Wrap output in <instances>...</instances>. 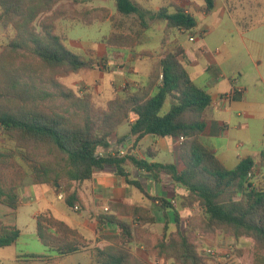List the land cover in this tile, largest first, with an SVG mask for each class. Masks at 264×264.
Here are the masks:
<instances>
[{
    "label": "trees",
    "instance_id": "trees-1",
    "mask_svg": "<svg viewBox=\"0 0 264 264\" xmlns=\"http://www.w3.org/2000/svg\"><path fill=\"white\" fill-rule=\"evenodd\" d=\"M87 1L0 0V24L14 31L0 52V203L17 210L19 190L31 181L62 193L67 205L75 208L81 205L80 185L109 166L128 184L143 190L139 182L129 178L126 166L132 163L156 182L170 176L186 190L179 206L186 210L197 207L200 213L183 227L180 210L175 209L176 230L171 232L167 224L163 234L156 235L145 229L155 223L147 209L113 203L111 212L100 215L98 221L101 226L116 224L120 234L107 237L111 245L92 250L93 264H151L132 252V243L164 262L219 264L196 243L200 236L219 234L250 239L255 247L253 264H264V187L249 177L258 170L257 160L259 176L264 174V150L257 158L245 157L229 169L202 142L201 134L208 126L205 112L212 98L192 80L180 59V47L164 50L146 85L130 87L105 105L63 82L73 74L101 66L92 51L85 57L68 47L61 32L63 21L92 26L111 20L114 28L104 42L111 51H125L141 44L149 21L188 32L196 28L197 18L177 3L151 11L136 0H115L116 14L122 17L117 21L109 8H91L85 5ZM203 1L202 11L211 13L216 0ZM129 18H135L141 27L136 34L122 31L123 19ZM167 40H163L164 47ZM133 117L131 152L147 135L180 138L184 170L179 171L175 164L150 163L132 153H100L109 149L119 126ZM156 200L165 208L171 206L168 200ZM121 216L133 218L135 225ZM36 222L40 242L60 257L76 254L86 246L78 230L50 211L41 212ZM19 237L16 226H0V248L14 245Z\"/></svg>",
    "mask_w": 264,
    "mask_h": 264
},
{
    "label": "crops",
    "instance_id": "crops-1",
    "mask_svg": "<svg viewBox=\"0 0 264 264\" xmlns=\"http://www.w3.org/2000/svg\"><path fill=\"white\" fill-rule=\"evenodd\" d=\"M176 2L197 18L198 24L194 30L185 32L172 29L167 45L161 46L160 52L153 56L142 55L138 50L140 45L133 50L111 51L103 39L97 43V49L89 47L83 56L87 57L88 51H92L96 61L101 63L98 57L106 56L111 62L125 64L123 69L115 66V70H111L112 75L108 76L104 74L101 63V66L93 70L71 75L73 77L68 86L80 94H92L95 103L105 105L122 92L120 84L113 81L114 76L125 77L130 87L144 86L149 81V73L154 63L163 57L164 50L178 46L182 51L180 59L192 80L212 98V103L205 112L208 126L201 134V140L216 152L227 168L234 169L243 158H257L264 150V0H216L215 8L209 14L202 11L203 0ZM245 4L252 9L253 16L249 18L239 12ZM66 37L67 42L73 41L71 33ZM129 65L132 70L128 77L126 74L129 73ZM228 94H232L231 98L222 100ZM134 122L133 117L121 124L111 137L109 149H101L100 153L115 154L125 150L126 153H132L150 163L175 164L179 171L184 170L185 165L179 154L182 142L180 138L147 135L131 152L134 141L131 126ZM256 164L259 170L258 160ZM126 170L129 178L139 182L143 190L128 184L117 174L114 167L109 166L96 171L92 180L80 185L81 205L77 206L78 210L69 207L63 194H58L48 185L26 181L19 190L20 205L17 210L0 203V226H16L20 230V237L12 246L26 243L28 238L40 242L36 219L41 212L50 211L57 219L78 230L86 244L78 253L86 254L89 249L92 259V250L95 247L111 245L107 237L120 234L116 224L101 226L98 221L100 215L111 212L113 203L147 209L153 215L155 223L147 224L145 229L156 235H162L167 224L171 232L176 230L175 209L180 210L183 227L191 216L200 213L197 207L186 210L179 206L181 195L186 190L177 186L170 176L164 175L161 182H156L151 175L139 170L132 163L126 166ZM156 199L168 200L171 206L165 208ZM105 208L109 210L105 211ZM28 213L32 215L29 225ZM120 218L135 225L131 217ZM242 240L219 234L213 238L200 236L196 243L206 254L213 251L217 261L223 264L225 254L233 247L238 248ZM130 245L134 254L151 264H173L172 261L164 262L150 256L138 243ZM42 246L39 252L17 254L14 260L0 258V264H18L19 261L24 264H44L43 262L62 258L43 244ZM30 255L43 258L27 257Z\"/></svg>",
    "mask_w": 264,
    "mask_h": 264
},
{
    "label": "rangeland",
    "instance_id": "rangeland-1",
    "mask_svg": "<svg viewBox=\"0 0 264 264\" xmlns=\"http://www.w3.org/2000/svg\"><path fill=\"white\" fill-rule=\"evenodd\" d=\"M142 7L149 9L151 11H158L162 6H169L172 2L177 3V0H136ZM185 1V0H182ZM178 4V3H177ZM86 6L91 8H109L111 13L116 15V20H121L122 17L116 14L115 0H89L85 3ZM251 8L248 4H245L243 8L239 9V12H243L248 18L253 16ZM171 11H174V7L171 8ZM135 18L123 19L125 24L122 31L136 34L140 29V25L134 22ZM250 23V21H249ZM245 24V23H244ZM111 20H107L103 23L96 22L92 26H87L79 21H63L61 24V32L65 36H69L71 33V40L67 42L69 48L80 55H86V49L93 47L97 49L99 42H101L106 35H108L113 30ZM165 23H160L158 21H149V28L145 31L141 44L138 46V50L141 51L142 55H157L163 46V40L165 37L168 40L171 38V33ZM14 36V31L12 28H5L0 24V52L3 50V47L8 44V42ZM167 40V43H168ZM167 45V44H166ZM144 55V56H145ZM135 56V54L133 55ZM98 60L101 61L102 67L105 75H112L111 70H115V66H120L123 69L125 64L117 61L111 62L108 57L104 56L98 57ZM129 73L126 76L129 77L132 67L127 66ZM73 76L64 79V82L68 85L70 84V79ZM107 78V77H106ZM70 81V82H69ZM113 81L117 84H120L121 94L124 91H127L130 86L127 79L114 76ZM1 144V143H0ZM253 181L258 187H264V174H260L259 177L254 176ZM32 215H27V224H30V219ZM36 239V238H35ZM43 248L41 242L37 239L28 238L26 243H20L18 246H11L6 248H0V258L6 260H14L17 254H23L26 252H39ZM212 256V255H210ZM217 260V256H213ZM255 258V247L254 243L250 239H243L242 244L238 248L233 247L229 252L225 254V259L222 262L223 264H253ZM44 264H93L89 249L86 254L78 253L74 256H66L62 258H55L52 262H43ZM219 263V262H218ZM18 264H24L23 262H18ZM220 264V263H219Z\"/></svg>",
    "mask_w": 264,
    "mask_h": 264
},
{
    "label": "built area",
    "instance_id": "built-area-1",
    "mask_svg": "<svg viewBox=\"0 0 264 264\" xmlns=\"http://www.w3.org/2000/svg\"><path fill=\"white\" fill-rule=\"evenodd\" d=\"M191 40H194V39L192 38ZM231 96H232V94L225 95L224 97H222V100H229L231 98ZM115 154L126 155V151L123 150V151H120V152L115 153ZM254 176L259 177V171L257 169H255V171L250 172V174H249V177L251 179H253ZM75 208H76V210L79 209V207H77V206ZM108 210H109L108 208H105V211H108ZM208 254L209 255H212V256H215V254L213 253V251H208Z\"/></svg>",
    "mask_w": 264,
    "mask_h": 264
}]
</instances>
